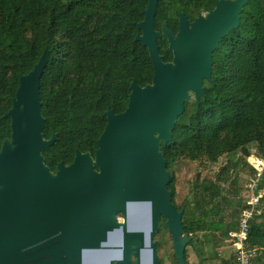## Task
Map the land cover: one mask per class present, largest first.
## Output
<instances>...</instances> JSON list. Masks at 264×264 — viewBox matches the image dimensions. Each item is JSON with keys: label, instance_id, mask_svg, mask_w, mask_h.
I'll return each instance as SVG.
<instances>
[{"label": "trees", "instance_id": "16d2710c", "mask_svg": "<svg viewBox=\"0 0 264 264\" xmlns=\"http://www.w3.org/2000/svg\"><path fill=\"white\" fill-rule=\"evenodd\" d=\"M217 1L159 0L155 28L161 31L167 22L177 32L179 13L192 19L213 10ZM147 6L148 0H0V149L11 137L6 114L19 79L48 49L51 60L40 88L44 136L57 134V141L51 153H44L46 164L53 170L60 162L68 166L76 150L95 156L107 125L106 112L120 114L127 109L133 80L142 87L152 83L154 66L148 49L135 41ZM159 51L165 62L172 61L165 37L159 41ZM214 61V82H205L201 104L195 102L188 115V100L172 143L162 145L175 204L177 180L172 171L180 160L217 163L243 151L240 164L251 168L247 162L251 145L264 160V0H251L244 7L240 27L223 39ZM192 192V206L177 208L185 209V234L192 237L188 247L198 264H204L203 260L218 257L217 233L228 236L238 229L235 223L211 220L220 213L214 202L227 201L218 184L198 175ZM242 201L232 213L234 221H240ZM263 241V224L252 221L249 246L256 248Z\"/></svg>", "mask_w": 264, "mask_h": 264}, {"label": "water", "instance_id": "95a60500", "mask_svg": "<svg viewBox=\"0 0 264 264\" xmlns=\"http://www.w3.org/2000/svg\"><path fill=\"white\" fill-rule=\"evenodd\" d=\"M250 1L219 0L205 18L193 22L181 12L174 33L167 22L156 30L159 0H148L135 41L148 49L152 83L142 87L133 80L127 109L106 112L95 156L76 150L74 161L60 162L55 173L44 157L57 141V134L44 136L40 88L51 60L45 50L33 70L20 77L6 114L11 137L0 149V264H91L93 256L104 253L99 264H161L155 238L162 229L172 237L178 264H187L192 237L185 234V209L178 210L169 190L171 173L162 145L172 143L191 95L201 104L205 82H214V52L240 27ZM163 37L171 62L159 51ZM135 207L145 210L140 227L130 224ZM98 208L103 211L94 216ZM105 230L118 232L119 245L90 246V238Z\"/></svg>", "mask_w": 264, "mask_h": 264}, {"label": "rangeland", "instance_id": "374dc122", "mask_svg": "<svg viewBox=\"0 0 264 264\" xmlns=\"http://www.w3.org/2000/svg\"><path fill=\"white\" fill-rule=\"evenodd\" d=\"M195 110V99L194 96L190 97V115ZM187 116H183L180 119V123L184 124L187 121ZM251 156L247 158V162L250 167L242 166L240 164L241 158H243L244 152L240 151L239 155L235 158L225 157L220 159L217 163H210L207 160H198V161H186L180 160L177 162L172 173L176 176V196L175 201L178 206L189 204L192 206L194 199V193L192 192V186L199 175L202 180L211 181L218 184L223 189V196L227 198V201L219 198L214 202L217 207L220 209L218 216L211 217L212 221L218 222L222 221L224 224H233L237 225L239 228V219L233 220L232 213L234 209L239 207V201H242L243 208L246 207L249 200L250 192L247 187L249 182L255 179L257 169L256 166L262 165L258 163L257 160H262L257 157V149L255 145L250 146ZM242 162V161H241ZM236 164V165H235ZM264 164V162H263ZM255 171H253V170ZM221 180V181H219ZM260 187L262 193L264 194V176L261 180ZM130 213V224H132ZM198 216V214H197ZM122 218V216H120ZM145 219V210L142 212V222ZM96 221V220H93ZM112 234L110 239L112 240V245L116 244L117 241V231L105 230L103 233ZM233 233V232H232ZM225 236L222 233H217L220 246L217 248L216 252L218 257L212 261L203 260L204 264H222V260H228L229 262L234 261L235 258V248L230 242L231 234ZM156 241L159 242V256L161 259V264H177L174 257V250L172 246V237L167 230L161 232L156 236ZM188 254V264H198L199 260L197 257L192 255L191 248L186 249ZM209 254V253H208ZM207 257V255L205 256ZM235 262V261H234Z\"/></svg>", "mask_w": 264, "mask_h": 264}, {"label": "built area", "instance_id": "2783aa9c", "mask_svg": "<svg viewBox=\"0 0 264 264\" xmlns=\"http://www.w3.org/2000/svg\"><path fill=\"white\" fill-rule=\"evenodd\" d=\"M257 162L262 165L254 166L257 169L255 179L251 180L247 185L250 192L249 200L241 213L238 230L231 234L230 242L236 249L235 264H253L259 251V249L252 248L248 244L251 222L259 221L262 217L260 203L263 193L260 184L264 176V160H257Z\"/></svg>", "mask_w": 264, "mask_h": 264}, {"label": "flooded vegetation", "instance_id": "af4514ba", "mask_svg": "<svg viewBox=\"0 0 264 264\" xmlns=\"http://www.w3.org/2000/svg\"><path fill=\"white\" fill-rule=\"evenodd\" d=\"M209 13H210V11L209 12L202 13L201 15H199V16H197L195 18H192V19L189 16L188 17H189L190 21L193 22L198 17H204L205 18ZM177 32H174V33H177ZM51 170H52L53 173L56 172V170H53V169H51ZM173 202H174V196H173ZM175 205L177 206V204H175ZM143 210L144 209L138 208V209H136L135 211L132 212V215H131L132 216L131 217L132 224L131 225L133 227H140V225L142 223V212H143ZM102 211H103L102 208L95 209V210H93V215L94 216H99ZM121 220H122V218H120V221ZM163 231H165V229H162L161 232H163ZM111 235L112 234L104 233V234H100L98 236H93V237L90 238L89 245L92 246V247H110V246H117V245H119L117 241H116V244L115 245H112L113 243H112V240L110 239V236ZM174 257H175V255H174ZM104 259H105V253L104 254H101L99 256L98 255H95V256L92 257L91 264H99V262L102 263V261ZM175 261L177 262L176 258H175ZM177 264H178V262H177Z\"/></svg>", "mask_w": 264, "mask_h": 264}, {"label": "crops", "instance_id": "0c3cea01", "mask_svg": "<svg viewBox=\"0 0 264 264\" xmlns=\"http://www.w3.org/2000/svg\"><path fill=\"white\" fill-rule=\"evenodd\" d=\"M260 205H261V210H262V217L257 222L263 224L264 226V194H263V198L261 200ZM256 248L259 249V251H258V255L255 258V261L253 262V264H264V241L259 246H256ZM234 261H231V264H235ZM228 262H229L228 260L221 261L222 264H228Z\"/></svg>", "mask_w": 264, "mask_h": 264}, {"label": "bare ground", "instance_id": "6f19581e", "mask_svg": "<svg viewBox=\"0 0 264 264\" xmlns=\"http://www.w3.org/2000/svg\"><path fill=\"white\" fill-rule=\"evenodd\" d=\"M90 206H91V208H97V207H104L105 205L91 204ZM105 207H106V206H105ZM138 208H139V207H135L134 210H135V209H138ZM121 222H122V223L124 222V219H123V218H122Z\"/></svg>", "mask_w": 264, "mask_h": 264}]
</instances>
